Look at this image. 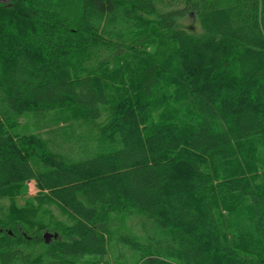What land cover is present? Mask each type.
Instances as JSON below:
<instances>
[{"label":"trees","instance_id":"1","mask_svg":"<svg viewBox=\"0 0 264 264\" xmlns=\"http://www.w3.org/2000/svg\"><path fill=\"white\" fill-rule=\"evenodd\" d=\"M3 198L0 264H264V0H0Z\"/></svg>","mask_w":264,"mask_h":264},{"label":"rangeland","instance_id":"2","mask_svg":"<svg viewBox=\"0 0 264 264\" xmlns=\"http://www.w3.org/2000/svg\"><path fill=\"white\" fill-rule=\"evenodd\" d=\"M179 27H182L188 33H191L194 35L200 34L198 25L196 21L194 20V18L192 17V15L185 17L179 23ZM165 50H167V48L165 46H162L160 51L164 52ZM167 53H168V50H167ZM127 58L130 59V57H127ZM160 58L165 59L162 56H160ZM152 118L155 119L156 115L153 114ZM25 124H26V118L19 120V123H17V126H18L17 130H20L21 127H23ZM37 195H39V193L37 189L34 187V184L32 182H25L21 190L19 189L18 194L13 198L14 204L18 208L23 207L24 204L26 203H30L31 205L33 204L35 206L38 204V200H35L36 197L37 198L39 197ZM7 205H8V202L6 198L0 199V217H3L6 214ZM37 206H39L41 210L42 209L48 210L49 213H51L54 216V218L56 219L55 220L56 222L59 221L61 223H65L67 221L66 214L59 213L58 208H56V205L54 203L50 205L43 201L42 204L40 202V204H38ZM125 226L128 230H131L133 233L135 234L138 233V226H137L136 218L133 217L131 219L130 218L126 219Z\"/></svg>","mask_w":264,"mask_h":264}]
</instances>
